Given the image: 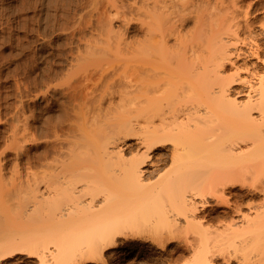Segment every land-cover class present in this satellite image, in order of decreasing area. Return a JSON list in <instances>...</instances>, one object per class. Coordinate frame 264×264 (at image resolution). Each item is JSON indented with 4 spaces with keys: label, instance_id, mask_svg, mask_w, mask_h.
<instances>
[{
    "label": "bare ground",
    "instance_id": "6f19581e",
    "mask_svg": "<svg viewBox=\"0 0 264 264\" xmlns=\"http://www.w3.org/2000/svg\"><path fill=\"white\" fill-rule=\"evenodd\" d=\"M178 1L157 0L154 5L145 7L150 2L146 1L145 5H138L141 11L138 15H142L138 17L139 20L142 17L139 21V23L142 22V27L139 30L142 31L143 28L144 32H139L141 36L138 37L140 38L137 40L138 43L136 42L137 49L131 50L133 53L137 50L135 52L137 55H134L138 56V67L136 66L137 70H135L138 78L131 81V86H126L125 89L135 88V86L136 88L134 90L131 88L133 92L129 93V96L124 93L126 95L124 97L119 93V98L123 97L122 100L119 99L124 105L122 107L120 104L121 109L123 108L125 114L127 111L134 110L132 113L135 114L136 112L135 117L131 112L133 116L131 114L130 116L135 120L124 122L121 120V114L120 121L119 117H115L118 119V123L112 118V121L114 119L113 122L107 120L108 124L103 123L101 126L99 124L104 122V119H109L108 116L105 118V114L103 115V112H106L104 111L105 106L101 107L102 104H105V102L102 103L103 98H108L102 95L100 101V96L97 97L101 102L100 107L102 110L104 109L103 111L98 106L99 102L93 101L96 103L94 106L99 107V111L98 108H93L99 112V115L104 116L101 121H99L100 119L96 120L99 117L97 113L96 115L91 113V110L95 113L93 108L91 110L89 108L93 106L91 105L93 102H90L92 100L89 101V104L91 103L89 109L87 108L88 101H85L87 105L83 101L86 106L82 105L89 112L91 111L90 114L97 116H94V119L99 121L98 127H102V129L96 127L95 120H91L96 125L94 126L96 127L94 133L92 126L87 129L88 125L90 127L91 124V121L85 120V117L86 119L89 118H87L88 114L85 116L88 111H82L80 107V109L77 107L78 111L84 112V115L81 113L80 116H85L82 120L88 125H82L79 113L78 115L75 114V117L80 119L74 118V120H79L80 123L77 121L72 125H76L75 129L80 124L82 126L80 125L77 130L72 126V131L75 130L77 133L71 134L73 136L71 138L67 137L70 138L66 141H69L68 146H64L63 142V146H61L65 148L62 149V153L61 151L58 152L59 155L56 153L57 157L56 154L53 155L55 157L53 164L49 163L52 160H47L49 165H45L48 170L50 167L52 168V170L50 168L51 172H47V170L43 172L40 167V171L36 172L37 175L27 179V186L31 191L30 193L28 190L31 194L28 204L32 205L28 207L27 204V209L29 212H31L30 210L34 212H32L33 216L37 215L38 212L41 215V218H39L40 215L35 217V220L39 218L40 221H34V217L30 213L31 215L28 216L33 221L29 219V224L36 227L40 222L38 225L44 226V231H48L50 234L54 232L52 227L56 228L57 234L53 233L58 236L57 240L55 239L56 244H58V240L63 243L56 245L57 249L41 253L45 264H49V261L51 264H74L86 259L82 254L84 250L78 256L75 253V258H69L70 251L65 248V241L82 242L87 240V242L92 243L91 250L100 253L111 248L114 249V247L117 248L121 243V238H125V241H140V238L145 237L142 233L150 228L149 225L144 229L140 227L141 230H139V225L137 227V216L143 213L141 211L145 210L143 208L145 204H149L150 207L158 204L157 207H160L155 211L157 219L154 220V223L157 225L165 224L166 227L168 226L167 230L170 228L167 233L165 232L159 237L153 236L150 232V237L156 238L157 243L160 240L159 243L163 245L167 239L177 238L180 232L177 234L176 231L188 233L190 229H194L198 234L193 242L187 239L188 237L185 238L186 233H182L185 237L181 236L182 234L179 236L185 239V243H182L183 247L178 248L179 257H184L189 251H192L193 254V259L187 260L191 261L188 264H211L213 257L219 251L217 245L219 246L220 238L228 237L229 239L231 237L235 239L234 237L247 230L255 232L264 230V194L261 193L264 192V180L258 174L259 172L250 181L245 179L246 176L245 180L238 179L232 171L230 173L226 171L221 177L219 175L221 155L222 160L228 158L229 162L234 161L233 159L247 157L254 164H264V46L255 43L249 51H246L237 45L242 38L239 33L240 23L235 22L236 3L225 5L223 2L224 7H222L227 15L224 14V17L221 13L216 14L226 18V22L216 19L219 17L215 14L212 15L218 22L212 18L209 19L210 17L204 14L206 13L204 7H202L204 12L199 10L200 7L197 11H201V14L196 11L199 16L193 17L196 20L191 19L195 21V29L190 27V30H187L186 28L191 26L187 27L189 22V13L187 12L191 9L189 10L191 14L195 10L192 12L193 8L188 7L189 9H187V6H191L192 2L189 1L190 4L188 5V1ZM207 1L209 3V0ZM206 8L209 11L207 6ZM223 18L221 19L223 20ZM120 43L121 40L117 41V45ZM117 51L120 52L121 48L120 51L119 49ZM234 55L237 57L245 55L244 57H249V61H246L244 66L237 64L233 58ZM128 59L130 58L125 60ZM228 63H232L236 67L230 74H226L225 69H223ZM241 69H245L249 77L241 75ZM254 79L259 81L258 85L254 83ZM135 82L137 85L134 86L133 83ZM239 83L240 87H235ZM122 89L121 94L125 90ZM131 89L126 90L127 93ZM233 93L246 94L249 98L243 103L238 101L236 97H232L231 94ZM255 94L258 96L255 97ZM86 100L88 99L86 98ZM80 102L82 103V101ZM112 103L108 106L116 105H112ZM221 105H227L228 110L231 109L239 116L235 124L242 122V127L239 125L240 129L238 125L235 127L234 121L228 123L218 120L215 111L218 106L222 107ZM114 107V113L117 109V115H119L121 109L118 108L120 107L117 108V105L115 109ZM109 109L106 113H111L112 108ZM256 109L260 112L259 117L255 115L253 117V110ZM78 111L74 110L76 113ZM105 125L108 127H104ZM98 130H103L105 134L101 131L102 135H100ZM218 131L221 132L218 134ZM95 132L99 134H95ZM132 134L137 137V143L142 146L143 150L139 149L136 154L134 151L132 157H127L125 154L127 148L116 149L115 145L120 143L121 139L128 140L133 137ZM223 134L225 135L223 136ZM240 139L246 142L251 141L248 145L249 149H245L246 147L241 150L237 149L239 147L237 141ZM170 160L173 161V168H168L162 171L163 173L160 172L157 181L151 180V182L149 179H152L156 171L162 169L161 167ZM205 161L209 162L206 164L209 167L204 166L205 169H203L200 165L205 164ZM152 167H154L153 170ZM198 168L199 170L201 168V172ZM206 172L211 173L209 175L211 178L206 175L208 174ZM204 175L208 178L206 179ZM182 178L186 181L176 187L175 182L184 181ZM248 181L255 191H261L263 197L257 204L255 201L250 202L251 205L254 204L252 206L257 208V212L253 216L245 214L248 221V224L244 225L245 228L242 230L238 227L239 229H237L231 225V221L229 222L230 225L227 223L223 229L218 225L217 227L210 225L211 222L206 224L208 212L206 215L201 216L200 214L213 205L210 198H217L218 203L230 205L231 201L227 196V190L235 187L238 183L246 185ZM34 183L37 184L35 187ZM42 184L45 188L41 190ZM36 189L41 192L35 191ZM139 200H141L140 203H145L143 207L142 203L137 204ZM2 201L0 207L4 208L7 206L6 201H3L5 206L2 205ZM147 208L149 206L146 207V210L149 211ZM240 209L241 207H238L236 211ZM4 210H7V207ZM180 216L186 217L185 220L187 219V226L182 225L184 228L179 226ZM6 217H2V220L8 222ZM4 224L6 225L5 228L9 225V223ZM50 225H52L51 228ZM151 225L153 228L155 224L152 223ZM47 226H49L50 231L45 228ZM171 227H174V231ZM152 228L150 230H153ZM11 231L5 232L8 237L0 239L3 249H0L2 250L0 262L2 256L21 248L18 241L25 237L17 231H15V235H11ZM146 232V236L149 238V231ZM195 232L193 233L196 235ZM46 233L44 232V234ZM62 240L65 241L62 242ZM177 243L179 245V242ZM169 249L171 250V248ZM55 259L57 262L54 261ZM102 261L107 263L108 259L103 258Z\"/></svg>",
    "mask_w": 264,
    "mask_h": 264
},
{
    "label": "rangeland",
    "instance_id": "374dc122",
    "mask_svg": "<svg viewBox=\"0 0 264 264\" xmlns=\"http://www.w3.org/2000/svg\"><path fill=\"white\" fill-rule=\"evenodd\" d=\"M140 1L143 2V0H0V205L2 199L5 198L6 202L3 201L7 205L5 206V203L2 201V205L5 207H0V233H2L0 239L8 237L5 232L11 230L13 231V233L12 231L10 232L11 235H15V231H17L25 236L18 241L21 248L16 249L13 253L2 256L0 264H45L41 253L44 251L50 252L55 248L57 249L56 245L61 243L58 240V244H56L58 236H55V234H57V232H55L56 228L52 227V225H50V228L52 227L54 229L53 233L55 234H50V232L44 231V226L42 227L41 225H38L40 222L36 227L29 224L28 221L32 219L29 218L30 216L28 215L32 214L33 216L34 212L32 210L29 212L27 209V204L30 201L29 199L31 195V191L27 186V179L31 176L34 177L37 175L36 172L40 171V167L43 172L44 170L51 172L52 168L49 166L51 170L49 167L48 170L45 164L49 165V163L53 164L55 162V157L53 155L60 151L62 153L65 148L62 147L63 142L64 146H68L69 141H66L74 135L73 133H77L75 130L81 125L80 124L75 129L76 125H72V123L75 124L77 121L80 123V121L74 120V118L78 119L79 117H75L78 113L80 116L82 111L85 110L86 112L87 109L85 106L87 104V108L93 105L92 107H89L90 110L93 107H96L95 109L98 108L97 110L99 111V107L101 106L99 100L101 101V96L105 95L108 99L103 98L104 101L102 99V103L105 102V104H102L103 106H101H105V110L103 109L104 111L108 112L110 110L109 108H112L113 110V106H115V109L116 105L117 108L118 106L120 107L118 109H121V105L122 107L124 105L119 99L122 100L123 97L119 98V96H129V93L133 92L132 89L134 90L136 88L135 85H137V82L133 83L135 88H128L131 89L128 93L126 91L128 89H125L126 86H131V81L138 78L137 71H135L138 67V56H136L137 54L135 53L137 50L134 53L131 50L137 49L136 42L138 43L137 40L140 39L138 37L141 36V32H144L143 28L142 31H140L142 22L139 23V21L142 17L140 20L138 19L141 15H138V13H141L139 6L142 4L145 5L148 1L150 2H148L149 4L147 3L145 7L147 5L152 6L157 0H146L147 2L144 0L143 3ZM185 1L192 2L191 4L190 2H187L188 5H191L187 6V9L190 7L193 8L192 12L195 10V12L191 13L192 15L190 14L191 11L189 12L191 9L187 12L189 13L190 22H188L187 27L191 25L186 28L187 30H190V27L192 29L195 27V21H192L191 19L196 20V18L193 17L199 16L198 13L201 11L198 12L197 9L200 7L201 9L199 10H203L202 7H204L206 12L204 14H207L210 17L209 19H214L215 17L212 14L219 15L221 13L224 16L225 9L223 8V2L225 5L236 3L235 22L240 23L241 28L239 29V33L242 38L237 45L246 51H249L255 43H260L264 46V0H212L211 4L210 0L209 3L207 0ZM192 4L194 5L192 6ZM206 6L209 8V11ZM222 15H216L219 17L216 19L224 22L226 18H223ZM226 15L227 14H225V16ZM221 18H223V20ZM218 20L214 19V21L217 22ZM119 40H121V43L117 45V41ZM118 49L120 52L117 51ZM244 56L245 55L237 57L234 55L233 58L237 64L245 65V62L249 61V57ZM126 58L130 59L125 60ZM235 68L236 67L232 63H228L223 69H225L224 72L226 74H230ZM241 75L249 77L245 69H241ZM256 81L258 80L256 79ZM256 81L254 79V83H257L256 85H258L259 81ZM126 82L129 84L127 85ZM124 83L126 84L123 85ZM235 87H240V83L236 84ZM121 89H125V92L123 91L122 94ZM231 96L236 97L238 101L243 103L249 98L246 94L239 95L233 93ZM254 96L256 97L258 95L255 94ZM97 97H99V100ZM86 98L88 100H86ZM113 98H117L115 99L117 102H115ZM110 99L113 100V103ZM95 100L96 103L99 102V107L94 106L96 105V103L93 102ZM80 101H82V103ZM83 101L88 102L87 104L85 102V105ZM89 101L93 103H90V105ZM79 102L80 104H78ZM106 102L109 103L107 104ZM110 103L116 105L110 107L108 106ZM81 106L84 108L82 109ZM221 106L222 107L218 106L215 111V116L218 120L228 123L234 121V124L237 123L239 116L236 115L234 111L232 112L231 109L228 110V107H226L227 105ZM77 107L78 109L81 108L80 110L82 111H78V109H76ZM74 110H77L78 112L76 113ZM97 110L94 111L95 113H93V110L90 112L96 115V113H99L96 112ZM112 110L110 111L112 115L111 113L103 112L105 118L108 116L109 119H104L102 114L103 118L99 114V117L91 115L88 110V113H85V116L88 114L87 118L89 117V120L86 119L85 116L84 117L87 122L95 120V117H97L96 120L100 119L99 121L104 119V122H100L101 124H99L101 126H103V123L108 124V122H110L109 120L112 121V118L118 123L121 114V120L124 122L135 120L133 117L131 118V116H133L132 114H134L132 111L134 110L130 111L132 114L127 111V116L125 112H123V108L121 111L119 110V115H117V109H115L117 116L115 115L114 110ZM254 115L259 117V110H253V117ZM84 117L80 116L81 119H79L82 121V125L86 126L88 123L86 122L87 124H85V121L82 120ZM115 117H119V121ZM96 120L94 122H96V124L99 123V121L97 122ZM92 123L93 121H91L90 127L88 125V128H86L90 129L92 126L94 133L95 128L99 125L97 124L96 126L95 123H93L94 125ZM241 124L239 122L237 124L238 127ZM237 125L235 124V127ZM72 126L75 129L74 132L72 131ZM243 126L245 127L244 123ZM104 127H108V125H105ZM104 127L103 130L105 129ZM241 127H239V129ZM99 129H102V127ZM103 130H101L102 133L105 131ZM101 131H99L100 135H102ZM97 132H95V134H99ZM219 132L221 131H218V134ZM224 135L225 134H223V136ZM132 136L133 137L128 140H118L120 143L118 142L117 145H115L116 149L122 147H125V149L127 148L125 150L127 157H132L139 149H141V151L143 150L142 146L137 143V137L133 134ZM237 142H239V145L237 144L239 146L237 149L241 150L244 149V147H246L245 149H249L248 145H250L251 141L246 142L243 139H240ZM55 156L57 157V154ZM47 160L52 161L48 163ZM154 160L156 159L154 158ZM220 160V177L226 171H229V173L232 171L234 175H237L238 179H244L246 176L245 179L250 181L253 176H255V174L257 175V172H259L258 174L264 180V164H254L250 162V159L247 157L237 158V160L233 159L234 161L229 162L228 158L227 160H222L221 155ZM172 162L173 161L170 160L165 163L161 167L162 169L156 171L152 179L149 180L157 181L160 172L163 173L162 171L168 168H173ZM206 164H209V162L205 161V164L203 163L200 167L205 169L204 166H206ZM206 167L209 166L207 165ZM153 168L154 167H152V170ZM201 168L200 170L198 168L200 172ZM206 173H208L206 174L208 176L211 174H209V172ZM206 175L204 176L206 177ZM207 178L208 177H206V179ZM182 179L184 181L180 180L175 182L176 184L174 185L176 187L182 185V183L186 181L184 178ZM249 181L246 185L238 183L235 187L227 190V196L231 201L230 205L218 203L217 198H210L212 199L211 202L213 205L206 210H203L200 214L202 216L206 215L208 212L209 218H206L207 220L205 223L209 224L211 222L210 225H215L216 227L218 225V227L223 229L227 223L230 225L229 222L231 221L233 227H236L237 229L240 227V229L242 228L243 230L245 228L244 225L246 226V223L248 224L245 214H251L253 216L257 212V208L252 206L254 204L251 205L250 202L255 201L257 204L264 194V192L255 191V189L249 185ZM36 185L37 184L34 183V187ZM44 188L45 187L42 184L41 190ZM35 191H38V189ZM4 195L5 197H3ZM140 201L141 200H139V203L137 204H141L142 202L140 203ZM154 205L153 207H150L149 204H145V207H143L145 210L140 207L141 210H143L141 211L143 213L140 212L141 214L139 213L140 215H138L136 219L137 227L139 225V230H141L140 227L144 229V227H148V225L152 228L151 224H155L152 228L153 230H150V228L147 229L149 231V238L146 236V230L142 233L145 237L140 238V241H125V238H121V243L117 248L114 247V249L111 248L110 250L101 253L96 250L92 251V243L87 242V240L82 242H68L62 240V242H66L64 243L65 248L70 251L69 258H75L82 250H84L82 254L86 259L83 262H76L74 264L190 263L191 261L187 260L193 259L192 251H189V253L187 252L188 254L186 253L184 257H179L180 251H178V248L183 247V244L185 243V239L179 237L183 232L175 230L176 233L180 232V235H178L177 238L170 239L171 241L167 239L168 242L166 241V245L159 243L160 240L158 241V239L157 243L156 238L154 239L153 237H150L151 234L159 237V235L165 232L167 233V231L170 230V228L167 230L168 226L166 227L165 224L160 223V225H157L154 223V220L157 219L155 211L160 207H157L158 204ZM30 206L32 205H29L28 207ZM148 206L149 208L147 209H149V211L146 210V207ZM6 207L7 210H4ZM238 207H241V209L236 211ZM39 213L40 212L33 216L34 221H40L39 218H41V215ZM38 215H40V217ZM4 216H7L6 219L8 218V222L2 220V217ZM37 216L39 218L35 220V217ZM52 217L54 218V216ZM185 218L186 217L184 216L179 217V226H187V219L185 220ZM218 218H221L222 220H219ZM2 221L3 223H1ZM4 223H9V225L5 228L6 225ZM174 227L176 229V226ZM174 227H171L173 231ZM7 228L11 230H7ZM45 228H48L49 230V226ZM51 231L53 230L51 229ZM44 232L48 233L44 234ZM184 232L186 233V237L183 235L185 233L181 236H184L185 238L188 237L187 239L192 240V242L198 235L194 229H190L188 233L186 231ZM193 232H195L196 235ZM240 234H238L237 237H234L235 239H232L231 237H229V239L228 237H224L225 239L220 238V241L218 242L219 246L217 245L219 251L210 263L264 264V230L259 232L247 230L241 235ZM175 239H178L179 241H176ZM177 242H179V245H177ZM194 243L196 242L194 241ZM169 248H171V250ZM0 249H2L1 244ZM2 250H0V252ZM170 252L175 253L171 254ZM75 253L77 255L74 257ZM170 254L171 256H169ZM103 258H107L108 262L104 263L102 261ZM54 261L57 262L56 259ZM49 264H51V261H49Z\"/></svg>",
    "mask_w": 264,
    "mask_h": 264
}]
</instances>
